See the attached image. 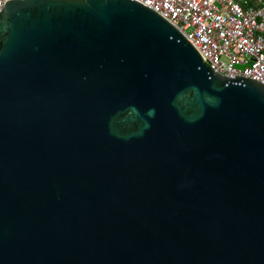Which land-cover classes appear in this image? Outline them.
Segmentation results:
<instances>
[{
  "label": "water",
  "instance_id": "water-1",
  "mask_svg": "<svg viewBox=\"0 0 264 264\" xmlns=\"http://www.w3.org/2000/svg\"><path fill=\"white\" fill-rule=\"evenodd\" d=\"M0 264H264V84L136 1H8Z\"/></svg>",
  "mask_w": 264,
  "mask_h": 264
},
{
  "label": "built area",
  "instance_id": "built-area-1",
  "mask_svg": "<svg viewBox=\"0 0 264 264\" xmlns=\"http://www.w3.org/2000/svg\"><path fill=\"white\" fill-rule=\"evenodd\" d=\"M132 1L174 25L214 72L264 84V0Z\"/></svg>",
  "mask_w": 264,
  "mask_h": 264
}]
</instances>
